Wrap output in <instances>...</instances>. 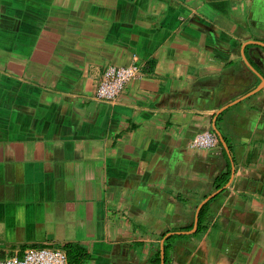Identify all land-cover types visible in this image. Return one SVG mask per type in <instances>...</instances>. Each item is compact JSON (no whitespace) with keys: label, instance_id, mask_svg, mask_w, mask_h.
Listing matches in <instances>:
<instances>
[{"label":"crops","instance_id":"1","mask_svg":"<svg viewBox=\"0 0 264 264\" xmlns=\"http://www.w3.org/2000/svg\"><path fill=\"white\" fill-rule=\"evenodd\" d=\"M33 246L264 264V0H0V258Z\"/></svg>","mask_w":264,"mask_h":264},{"label":"built area","instance_id":"2","mask_svg":"<svg viewBox=\"0 0 264 264\" xmlns=\"http://www.w3.org/2000/svg\"><path fill=\"white\" fill-rule=\"evenodd\" d=\"M142 75L137 63L128 65H108L98 80L96 97L102 101H113L128 82ZM218 142L217 135L210 131L199 133L195 144L199 147H212ZM0 264H70L67 251L60 247L33 246L25 249L22 256L8 255L0 258Z\"/></svg>","mask_w":264,"mask_h":264},{"label":"trees","instance_id":"3","mask_svg":"<svg viewBox=\"0 0 264 264\" xmlns=\"http://www.w3.org/2000/svg\"><path fill=\"white\" fill-rule=\"evenodd\" d=\"M226 180H227V178L222 180V183L220 182V184H223L224 182H226ZM207 207H208V203L205 206H203V208L200 211L198 231L200 229H202L203 222L205 221V219L207 217V214H206L207 213L206 212ZM174 236H182V235H173L171 237V239ZM65 250L67 251L70 264H85V260L87 259L88 254L85 251L84 247H82V246H69V247H66ZM169 262H170V258H169V253L167 251L166 264H169ZM154 264H160V257H156Z\"/></svg>","mask_w":264,"mask_h":264},{"label":"water","instance_id":"4","mask_svg":"<svg viewBox=\"0 0 264 264\" xmlns=\"http://www.w3.org/2000/svg\"><path fill=\"white\" fill-rule=\"evenodd\" d=\"M214 126H215V129H216V133L218 134V136L220 137V140L224 143V145L226 146L227 145V143H226V141H225V139H224V137L220 134V132H219V130L216 128V125L214 124ZM220 190V189H219ZM215 193H213V195H214ZM213 195H210V196H208L202 203H201V205L199 206V209H198V211H197V214H196V218H195V224H194V227H193V229H192V231H178V233H180V232H193V231H195L196 230V228H197V225H198V212H199V210H200V208L203 206V204L205 203V202H207L208 200H209V198L210 197H212ZM160 264H165V256L162 254V257H161V263Z\"/></svg>","mask_w":264,"mask_h":264}]
</instances>
